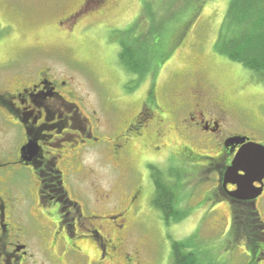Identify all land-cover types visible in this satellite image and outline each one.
<instances>
[{"label": "flooded vegetation", "instance_id": "1", "mask_svg": "<svg viewBox=\"0 0 264 264\" xmlns=\"http://www.w3.org/2000/svg\"><path fill=\"white\" fill-rule=\"evenodd\" d=\"M115 1L79 0L60 20V24L69 25L63 32L73 33L83 21L99 16ZM7 67L14 72L0 78V114L5 123L21 132L15 151L0 144V264H182L188 253L195 259L194 264H264V220L260 212L261 207L264 212V183L255 182L261 191L256 197L243 200L230 195L237 186L224 181L225 172L241 147L233 139L246 137L247 142H258L248 132L260 127L249 114L237 110L226 95L198 80L185 97L165 105L159 97L157 79L150 76L139 109L125 121L124 129L115 128L106 140L97 111L83 113L73 79L59 72L50 60L29 70H21L19 62L7 63ZM109 101L107 97L106 105ZM235 117L238 120L232 122ZM233 123L245 128L239 131ZM173 129L189 140L201 142L209 152L197 153L190 144L181 147L187 159H205L204 164L194 167H211L216 174V186L206 200L216 198L217 202L209 203L208 210L215 214L220 204L226 203L231 217H200L196 229H201L206 221L208 230L220 240L210 237L209 242L206 240L196 249L182 248L177 257L173 245H168L167 234L183 227L187 219H166V213L161 211L162 217L157 218L167 245L163 241L165 248L159 243L150 258L145 249L147 241L131 238L134 221L130 216L143 211L146 185L142 178L125 192L121 210L103 217H98L97 209L88 212L87 206L86 209L79 199L72 198L65 181L68 173L78 176L83 172L80 151L106 148L116 159H122L129 154L132 140H141L145 145L149 139L161 140ZM30 140L38 148L33 155L22 151ZM68 144L73 149L69 151L71 157L61 149ZM21 169L34 174L32 186L31 181L24 183L17 178ZM83 197L89 199L85 194ZM108 198L109 194L98 193L96 201L91 202L100 204ZM240 207L254 210L256 217H237L234 209ZM251 215L254 220L250 221ZM197 236L199 233L193 231L185 238Z\"/></svg>", "mask_w": 264, "mask_h": 264}, {"label": "rangeland", "instance_id": "2", "mask_svg": "<svg viewBox=\"0 0 264 264\" xmlns=\"http://www.w3.org/2000/svg\"><path fill=\"white\" fill-rule=\"evenodd\" d=\"M78 1L0 0V78L14 72L7 63L19 62L21 70H29L43 60H50L59 72L73 79L83 113L88 115L89 111L92 114V109L97 111L96 116L102 120V137L106 140L115 128L124 129L125 121L139 109L150 76L157 79L159 97L165 105L185 97L191 85L200 80L212 90L226 95L237 110L249 114L260 128L248 133L264 144V81L216 47L231 0H116L102 14L83 21L73 33L66 34L63 30H68L69 25L67 22L60 24V20ZM145 9L148 13L144 17ZM152 18L171 27L167 35L169 43L174 40L177 43V38L184 33L166 62L146 75L144 83H138V76L127 72L120 62L119 44L124 38L146 30ZM136 22L139 23L137 28L133 26ZM132 26L133 31L127 35ZM107 97L110 101L106 105ZM235 120L237 117L232 122ZM233 125L239 131L245 128L238 123ZM20 132L18 127L5 123L0 114L2 146L15 151ZM184 144H190L197 153H209L201 142L189 140L175 129L163 135L161 140L149 139L145 145L141 140H132L129 154L121 160L109 149L87 148L79 152L83 172L78 176L69 173L66 176L67 190L72 198L79 199L85 208L87 206L88 212L94 208L100 214L98 217H103L121 210L125 192L142 178L146 185L143 211L130 216L134 221L131 238L147 241L145 249L151 258L159 243L165 242L157 218L162 217L161 211L152 204L155 188L151 176L161 172L167 181L177 185V201L185 213L182 219H187L183 227L167 234L168 245L177 241L187 249H196L206 240L209 242L210 237L220 240L208 230L206 221L201 229L196 228L200 217L229 219L230 207L222 203L215 214L208 210L209 203L217 202L216 198L215 202L206 200L209 191L216 186V174L211 167H194L204 164L205 159H187L181 149ZM71 148L68 144L61 149L71 157ZM17 178L24 183L31 181L29 186L35 180L34 174L25 169L17 172ZM98 193L109 194L110 198L100 204L91 202L96 201ZM84 194L89 199L84 200ZM52 208L56 210L54 205ZM260 212L264 220L262 207ZM193 231L200 236L185 238ZM90 255L94 256V253L91 251Z\"/></svg>", "mask_w": 264, "mask_h": 264}, {"label": "trees", "instance_id": "3", "mask_svg": "<svg viewBox=\"0 0 264 264\" xmlns=\"http://www.w3.org/2000/svg\"><path fill=\"white\" fill-rule=\"evenodd\" d=\"M147 13L145 9L144 17ZM152 16L154 15L151 14ZM144 17H141L143 21ZM133 26L137 28L139 23L136 22ZM133 26L128 28L127 35L133 31ZM170 28L164 21L152 18L146 30L137 36L124 38L119 44L120 62L127 72L138 75V83L146 75L160 68L181 40L184 31L177 38V43L175 40L173 43L168 42L167 35ZM216 47L232 59L240 61L256 74L258 79L264 81V0H231ZM153 75L155 76V73ZM153 181L155 186L153 204L166 213V219L172 216L176 221L181 220L185 213L179 208L177 185L167 181L161 172L154 174ZM234 210L237 217H242L244 214H253L256 217V212L249 208L240 207ZM251 220H254L253 217ZM173 247L176 256H179L182 248H185L177 241L173 242ZM194 262L191 253H188L182 264H194ZM176 264L179 262L177 261Z\"/></svg>", "mask_w": 264, "mask_h": 264}, {"label": "water", "instance_id": "4", "mask_svg": "<svg viewBox=\"0 0 264 264\" xmlns=\"http://www.w3.org/2000/svg\"><path fill=\"white\" fill-rule=\"evenodd\" d=\"M246 137H235L233 140L241 144L232 163L228 166L224 181L237 186L229 194L238 199H251L261 191L254 186L255 182H264V144L255 141H246ZM38 150L36 142H30L22 148L33 155Z\"/></svg>", "mask_w": 264, "mask_h": 264}]
</instances>
